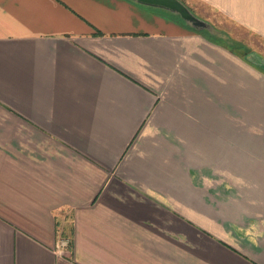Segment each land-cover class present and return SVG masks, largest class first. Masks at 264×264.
Wrapping results in <instances>:
<instances>
[{
  "label": "crops",
  "instance_id": "crops-1",
  "mask_svg": "<svg viewBox=\"0 0 264 264\" xmlns=\"http://www.w3.org/2000/svg\"><path fill=\"white\" fill-rule=\"evenodd\" d=\"M179 1L0 0V264H264V0Z\"/></svg>",
  "mask_w": 264,
  "mask_h": 264
},
{
  "label": "water",
  "instance_id": "water-1",
  "mask_svg": "<svg viewBox=\"0 0 264 264\" xmlns=\"http://www.w3.org/2000/svg\"><path fill=\"white\" fill-rule=\"evenodd\" d=\"M138 1L152 5H158L166 9H169L171 11H175L179 13L182 18H184L187 21H190L194 25H198V26L202 25V22L196 19L179 0H138Z\"/></svg>",
  "mask_w": 264,
  "mask_h": 264
},
{
  "label": "rangeland",
  "instance_id": "rangeland-1",
  "mask_svg": "<svg viewBox=\"0 0 264 264\" xmlns=\"http://www.w3.org/2000/svg\"><path fill=\"white\" fill-rule=\"evenodd\" d=\"M197 6L201 7L199 4L200 3H195ZM207 14L210 16V18H213V21H221V16L216 14L215 12L213 11H210V10H206Z\"/></svg>",
  "mask_w": 264,
  "mask_h": 264
},
{
  "label": "built area",
  "instance_id": "built-area-1",
  "mask_svg": "<svg viewBox=\"0 0 264 264\" xmlns=\"http://www.w3.org/2000/svg\"><path fill=\"white\" fill-rule=\"evenodd\" d=\"M68 243H69V239L60 238V240H59V245H61V246H67Z\"/></svg>",
  "mask_w": 264,
  "mask_h": 264
},
{
  "label": "trees",
  "instance_id": "trees-1",
  "mask_svg": "<svg viewBox=\"0 0 264 264\" xmlns=\"http://www.w3.org/2000/svg\"><path fill=\"white\" fill-rule=\"evenodd\" d=\"M95 34H100L99 32L95 33Z\"/></svg>",
  "mask_w": 264,
  "mask_h": 264
}]
</instances>
